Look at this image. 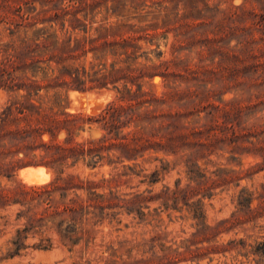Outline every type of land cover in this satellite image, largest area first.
Segmentation results:
<instances>
[{"label": "clouds", "instance_id": "9594fccd", "mask_svg": "<svg viewBox=\"0 0 264 264\" xmlns=\"http://www.w3.org/2000/svg\"><path fill=\"white\" fill-rule=\"evenodd\" d=\"M208 5L207 9L203 5L198 8L205 16L219 21L234 10L243 12L247 0H208ZM62 6H67V0ZM149 11L155 14V19L148 15L142 23L136 19H129L128 23L144 28L151 23H160L167 15L166 6L146 7L141 15ZM121 19L110 14L105 18L104 10L100 9L94 24L89 25L87 38L94 39L113 30ZM48 27L37 24L28 32V37L31 38L37 29ZM75 36H84V33L78 32ZM246 39L245 34L238 32L227 46L240 51ZM173 43L174 37L160 35L155 36L152 43L141 42L138 59L135 63L129 61L128 65L139 71L169 59L177 63L184 61L188 53L173 54ZM3 44L0 40V46ZM97 55L90 54L83 62L88 74L81 75V80L87 82L94 73L110 79L112 69L106 65L113 61L117 69L128 66L119 57L107 55L97 59ZM0 59H3L2 54ZM216 59L219 61L220 58ZM56 74V66L41 63L31 78L36 82L51 81ZM163 82L161 77L153 79L156 85ZM125 85L123 80L117 84L109 83L106 89L95 94L78 90L73 85L41 90L37 99H41L45 108L76 118V126H60L53 130L54 134L42 131L39 146L33 149L25 147V144H35L31 137L0 140V192L12 193V199L0 201V264H166L170 255L183 256L212 248L220 251H209L201 258L189 257L185 264H255L259 257L251 255L252 247L264 241V215H256L258 206L264 203L260 199L264 193L261 188L264 172L252 178L244 174L264 162L260 156L236 155L228 145H224L222 151L205 153L203 158L197 155L198 149L192 147L180 148L176 154L156 151L147 158L125 159L116 149L89 153L90 146L111 139L105 122L95 121L106 108L119 103ZM127 87L135 91L133 85L127 84ZM192 87L199 86L182 83L176 91L183 93ZM201 91L215 94L220 103L234 108L232 119L240 130L256 133L255 138H249L250 143L264 142V102H261L264 100V82L245 77L235 84L213 82ZM25 96L27 90L9 91L6 86H0V114L14 101L23 103ZM54 96L59 97L58 104L53 103ZM195 99L192 96L177 107H191ZM150 112L151 108L146 106L121 114L120 136L166 135L172 131L163 119H143ZM195 119L198 124L187 120L180 123L201 129L209 123L203 112ZM66 142L83 147V154L70 155L63 160L48 159L52 153L45 146ZM153 173L158 174V182H152ZM200 173L204 174L203 178ZM226 177H232L231 181L209 192L203 190L204 184L219 183ZM70 180H76L82 186H71ZM60 184L65 188H58ZM192 192L196 194L191 195ZM184 193L189 194L186 203ZM153 197L155 199H150ZM249 198L251 204L245 207L241 202ZM111 199H115L118 206L105 207L101 211L95 203ZM73 201L83 207L78 211H64V208L72 207ZM244 215L255 216V219L230 231L222 230V221L231 225ZM125 224L129 227L125 228ZM209 234L214 238L203 242L201 238ZM241 240L247 246H241ZM245 254H248L247 258Z\"/></svg>", "mask_w": 264, "mask_h": 264}, {"label": "trees", "instance_id": "16d2710c", "mask_svg": "<svg viewBox=\"0 0 264 264\" xmlns=\"http://www.w3.org/2000/svg\"><path fill=\"white\" fill-rule=\"evenodd\" d=\"M173 1L131 0L132 7L129 8V0H67V6H62L64 0H0V25L3 24L1 31L7 33L3 35L7 37L6 40L5 37H0V40L4 41V44L0 46V54L3 56V59H0V86H6L9 91L27 90V96H25L23 103L14 101L5 109L3 114H0V140L5 138L27 140L31 137L35 144H25V147L33 149L39 146V137L42 131L47 130L53 133V130L60 126L69 124L73 127L76 126V118L63 112H56L52 108H45L41 99H37L41 90L62 88L68 85H73L78 90L83 91L94 88L102 89L107 88L109 83L117 84L121 80L126 81V85L119 103L106 108L95 121L96 123L105 122V126L109 128L111 139L106 140L101 145L90 146L89 153L96 152L99 154L116 149L125 159L138 156L145 157L146 154L156 151L176 153L182 146L189 143L190 134L197 137L204 134L207 126L203 129L194 128L184 125L180 121H186L189 116L198 112L204 103V98L209 96V93L205 94L197 88H190L183 93L177 92L170 81L171 60L153 67H145L139 71L128 65L129 61L135 63L138 59L137 53L140 52L142 41L152 43L155 36L167 35L174 23L172 14L179 5V0L172 5ZM164 6H166L167 15L160 23H151L144 28H137L136 25L128 23L129 19H136L138 23H142L148 15H153L155 19V14L151 11L142 15L141 13L146 7L150 9L151 7ZM100 9L104 10L105 18L110 14L123 19L113 30L105 31L98 37L89 39L87 38L89 25L94 24L95 16ZM199 12L201 11L199 10ZM234 16H239L238 10L224 16L216 24L212 19L209 23L202 21L193 27L196 30L202 26L208 27L214 24L220 32H227L229 30L226 21L232 18V22L235 23L236 18H233ZM37 24L49 27L37 29L29 38L28 32L34 29ZM237 26L234 29L245 34L247 39L244 48L232 56L235 73L240 76L239 78L243 76L252 77L257 82H264V14H261L260 17H254L250 26ZM49 28L52 30L49 31ZM96 30L99 31V29ZM78 32L84 33V36L76 37L75 34ZM41 36H44L43 40L40 39ZM61 36L64 37L63 40L60 39ZM90 54H98L97 59L107 55L119 57L128 66L124 69H117L116 63L113 61L111 65H106L112 69L109 74L110 79L108 76L100 77L98 73H94L93 77L85 82L80 79V76H87L88 74V68L83 62L87 61ZM140 54L146 56L145 53ZM229 55L228 52L224 56L227 58ZM41 63L56 66L55 79L51 81L44 79L36 82L31 78ZM76 64L78 66H73ZM29 72L31 75H28ZM18 73L19 76L16 75ZM155 76H161L164 79V87L166 88L159 95L149 85L150 80ZM127 84L133 85L135 91L133 92L132 89L128 88ZM192 96L196 99L192 102L191 107H184L183 105L177 107V104ZM53 103H59L58 96L53 97ZM213 104V108L220 109L219 105ZM146 106L151 108V112L145 114L143 119H163L164 124L172 131L166 135L133 134L120 136L119 116L132 112L135 108ZM230 109L231 112H227V110L224 113L227 122H225L223 130L226 129L227 132L220 134V136L214 133L212 135L214 138L210 144L201 140V137L197 139L196 143L199 145L197 154L209 145L226 142L232 146L234 152L259 155L264 161V142L250 143L249 138H255L256 133L241 131L239 125L234 123L232 119L234 108L231 107ZM197 114L199 115V113ZM212 117L214 119V114ZM137 118L133 117V119ZM195 122L199 121L195 120ZM212 129L215 128L210 126L207 131ZM45 147L52 153L48 157L50 160H63L70 155L83 154V147L75 143L66 142L63 145L55 144ZM100 158L103 159V157ZM116 159L119 160V157ZM258 167L264 169V162L258 164ZM123 174L127 173L121 175ZM152 175L156 177L152 182H157L158 174L153 173ZM203 175L200 173L201 178ZM216 183H206L202 188L204 191L210 190L214 188L212 185ZM69 184L74 187L82 186L76 180H70ZM178 184L179 182H177ZM57 187L65 188V185L60 184ZM96 187L99 188L102 185H96ZM192 194L195 195L196 193L192 192ZM183 195L186 203V197L189 194L184 193ZM9 199H12V193L0 192V201L6 202ZM114 200H98L95 203L103 211L105 207L117 206V204H111ZM241 203L247 207L251 204V199ZM82 207L83 205L78 201H73L71 208H64L63 210L78 211ZM222 223L226 222L222 221ZM209 235L204 236L202 241L205 238L208 240ZM241 243L243 246H247L245 242ZM252 251L264 258V241L253 246ZM17 254H19V249ZM177 258L176 255L167 257L168 261L173 263L178 261Z\"/></svg>", "mask_w": 264, "mask_h": 264}, {"label": "rangeland", "instance_id": "374dc122", "mask_svg": "<svg viewBox=\"0 0 264 264\" xmlns=\"http://www.w3.org/2000/svg\"><path fill=\"white\" fill-rule=\"evenodd\" d=\"M176 2L177 0H174L171 4L173 5ZM178 3L179 5L172 14V20H174V23L171 25V28L167 32L166 36L174 37V43L172 44L173 54L177 52H187L188 55L185 57L184 61H181L179 63L169 59L171 60V66H170L171 67L170 72L172 73L170 77L171 85H173V87L177 89L180 87L182 83H192L193 85H198L199 87H192L191 89L197 88L201 91L202 88L206 87L207 85L213 84V82H215L216 84H220V82L223 81L225 84H235L243 80L244 79L243 77L245 76L239 78L240 76H237V74L235 73L236 70L234 67V61L232 56L237 51H234L231 48H229L227 44L230 38L236 36L238 33L237 30L234 29L236 28V25L240 27L250 26L251 21L254 19V17H258V16L260 17L261 14H264V0H247V5L244 8L243 12L238 10L239 16L233 17L236 18V22L233 23L232 18L226 21V24H228L227 28L229 30L227 32H220L214 26V24H216L217 21H215L213 17L205 16L202 12H199L198 5H203V7L207 9L209 6L208 0H179ZM255 14H257V16H255ZM212 19L213 21H215V23L211 26L208 27L202 26L201 28H198L196 30L193 27V25L199 24V22L202 21L209 23L211 22ZM2 29H3V24L0 25V37L7 34L6 32H2L1 31ZM3 37H5L4 38L5 40L7 39L6 36ZM228 52L230 53V55L229 57L226 58L224 55H226ZM217 57L220 58L219 61H217L216 59ZM155 77H161V76H155ZM238 78L239 80H237ZM153 79L150 80L149 85L159 95L162 93L164 89H166L164 87V82L161 83L160 85H156L155 83H153ZM103 89L106 88H102V89L94 88L85 91L91 94H95L96 91L98 90L102 91ZM213 103L219 105L218 107H220V109L216 110L217 108L215 107L214 109L212 107ZM223 107H225L224 110ZM230 108L231 106L223 105L222 103H220L218 97L215 94L209 92V96H206L204 98V103L201 105L200 110L198 112H195V114L189 116V118L187 119L188 121L195 122L196 120L195 118L199 117L200 113L202 112L206 113L207 117L209 118V123L207 124L206 132H204V134H202L199 137L190 134L191 139L189 140V143L185 146H182L181 148L192 147L197 149L199 148V145L196 143V141L197 139H200V137L201 140H203L207 144H210L214 138L212 137L214 133H217V135L220 136V134L227 132L226 129L223 130V127L225 126V122H227L224 113L227 110H228L227 112H231ZM197 113H199V115ZM213 114L215 116L214 119L212 117ZM195 123L198 124L199 122H195ZM210 126H213L215 129L207 131L210 128ZM224 145H228V144L226 142L214 143L213 145H209L206 148H204L197 155L203 158V155L205 153L212 154L215 153L217 149L222 151ZM229 147L231 151L236 155H244L241 153L234 152L232 150V146ZM149 155L150 154H146L145 158H147ZM246 155L249 157L259 156L252 154H246ZM233 159H235V157H233ZM261 159L263 161L262 157ZM240 163L243 164L244 161H240ZM129 171H134V170L129 169ZM259 172H264V169L259 168L257 164L254 167L249 168L244 175L248 178H252L255 175H257ZM123 175L126 176L127 174H123ZM152 177L153 179L156 178L153 175ZM231 179L232 177H226L225 180L213 184L212 187L214 188L212 189L218 188L222 184H226L230 182ZM125 183H127V181H125ZM261 188H264V184H261ZM210 190H205V191L209 192ZM260 199L264 201V193H261ZM111 204H117V201L114 200L111 202ZM258 207H259V211L256 213V215H264V203H261ZM142 219L143 216H141V220ZM252 219H255V216H248V215L241 216L234 224L229 225L227 223H222L221 224L223 225L222 230L230 231L232 228L237 227L240 224L247 223ZM124 227L127 228L129 227V225L125 224ZM208 237H209L208 240L205 238L203 242L207 243L210 239L214 238L211 236V234ZM201 239H203V237ZM241 242L244 243L245 241L244 240L240 241V245L243 246ZM259 242H257L255 246ZM209 251L215 253V252H219L220 249L217 248L203 249L199 253H187L183 256H178L177 258L178 261L175 263L170 262L167 259L166 264H185V261L189 257L201 258L202 256L207 255ZM224 251H227V249H224ZM247 255L248 254H245L246 258ZM251 255L253 257H259L258 259H255V264H264V258L261 257L258 253H255L251 250Z\"/></svg>", "mask_w": 264, "mask_h": 264}]
</instances>
